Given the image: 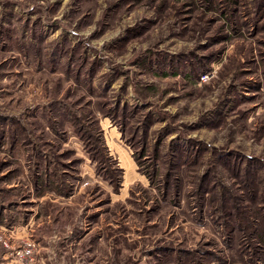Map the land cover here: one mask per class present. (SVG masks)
I'll use <instances>...</instances> for the list:
<instances>
[{"label":"rangeland","instance_id":"rangeland-1","mask_svg":"<svg viewBox=\"0 0 264 264\" xmlns=\"http://www.w3.org/2000/svg\"><path fill=\"white\" fill-rule=\"evenodd\" d=\"M0 264H264V0H0Z\"/></svg>","mask_w":264,"mask_h":264},{"label":"built area","instance_id":"built-area-1","mask_svg":"<svg viewBox=\"0 0 264 264\" xmlns=\"http://www.w3.org/2000/svg\"><path fill=\"white\" fill-rule=\"evenodd\" d=\"M25 252H26V253H29V252H30V249H28V250H25Z\"/></svg>","mask_w":264,"mask_h":264}]
</instances>
